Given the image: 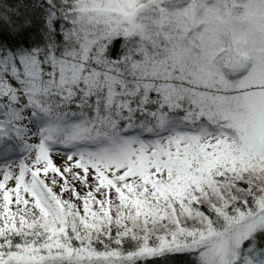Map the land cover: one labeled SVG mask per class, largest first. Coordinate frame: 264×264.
<instances>
[{"label": "snow or ice", "instance_id": "snow-or-ice-1", "mask_svg": "<svg viewBox=\"0 0 264 264\" xmlns=\"http://www.w3.org/2000/svg\"><path fill=\"white\" fill-rule=\"evenodd\" d=\"M0 264H264V0H0Z\"/></svg>", "mask_w": 264, "mask_h": 264}, {"label": "rangeland", "instance_id": "rangeland-1", "mask_svg": "<svg viewBox=\"0 0 264 264\" xmlns=\"http://www.w3.org/2000/svg\"><path fill=\"white\" fill-rule=\"evenodd\" d=\"M56 159L59 160V157H57Z\"/></svg>", "mask_w": 264, "mask_h": 264}]
</instances>
